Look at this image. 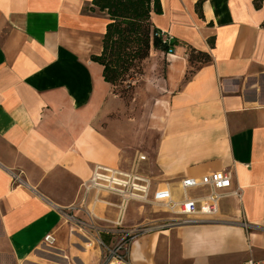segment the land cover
I'll return each mask as SVG.
<instances>
[{
  "label": "crops",
  "instance_id": "crops-1",
  "mask_svg": "<svg viewBox=\"0 0 264 264\" xmlns=\"http://www.w3.org/2000/svg\"><path fill=\"white\" fill-rule=\"evenodd\" d=\"M91 2L0 0V264H100L98 244L68 243L63 213L90 209L81 185L95 165L127 171L136 153L151 192L168 186L178 199L181 179L225 171L239 197L222 199L213 220L140 235L133 264L264 260V0H159L151 25L175 44L145 60L146 91L156 92L147 119L91 60L107 24ZM191 50L210 61L191 63ZM130 204L131 229L164 221ZM49 233L55 255L41 249Z\"/></svg>",
  "mask_w": 264,
  "mask_h": 264
},
{
  "label": "built area",
  "instance_id": "built-area-1",
  "mask_svg": "<svg viewBox=\"0 0 264 264\" xmlns=\"http://www.w3.org/2000/svg\"><path fill=\"white\" fill-rule=\"evenodd\" d=\"M157 36L161 44L168 48L165 53L168 55L172 54L174 48L173 38L164 31H158ZM145 161H147L145 155L136 153L131 167L127 171L95 165L90 179L81 185V200L83 202H85L88 194L93 193L94 203L99 201L103 203L105 209L113 208L116 210V219L114 221H105L119 228L121 238L110 246H106L101 241L99 242V247L102 251L100 264H133L128 257L129 247L133 243L130 240L152 231L146 225L128 230L122 229L127 208L132 202L141 206L156 207L165 213L174 215L176 218L163 221L164 227L170 228L192 224L199 220H213L222 199L229 194L239 197L237 191H230L232 178L231 174L225 171L210 173L199 179H181L179 181L181 194L178 199L175 198L168 186L151 192V178L142 175L140 172V164ZM11 181L13 185L20 182L19 174L11 173ZM190 191H200L201 194L191 196L188 194ZM105 197L115 198L116 202L105 201ZM68 216L66 212L63 213V217L67 220H69ZM93 217L100 219L97 216ZM243 226L245 229L248 228L245 223ZM42 243L46 248H53L56 243L54 234L45 235ZM244 264H264V260L250 259L245 261Z\"/></svg>",
  "mask_w": 264,
  "mask_h": 264
},
{
  "label": "trees",
  "instance_id": "trees-1",
  "mask_svg": "<svg viewBox=\"0 0 264 264\" xmlns=\"http://www.w3.org/2000/svg\"><path fill=\"white\" fill-rule=\"evenodd\" d=\"M261 1L255 0V5ZM91 4V11L96 10L107 17L102 51L91 57L93 62L102 66L105 82L115 87L131 69H139L152 49L167 52L168 48L157 36L159 30L150 22L152 13H161L159 0H92ZM189 61L207 63L210 58L191 50Z\"/></svg>",
  "mask_w": 264,
  "mask_h": 264
},
{
  "label": "rangeland",
  "instance_id": "rangeland-1",
  "mask_svg": "<svg viewBox=\"0 0 264 264\" xmlns=\"http://www.w3.org/2000/svg\"><path fill=\"white\" fill-rule=\"evenodd\" d=\"M144 70H145V62H143V64L139 66V69L136 70L131 69L124 77L120 78L119 81H117L116 86L114 87L119 97L124 100V104L129 108L132 107L136 109L135 114L140 119H147V117L149 116L151 103L154 101V98L156 96V92L146 91V86L148 85V82L146 81V78L142 77V75L144 74ZM142 91L146 92V94L143 95ZM104 200L109 202H116L115 198L113 199L110 197H105ZM89 203H90L89 201L86 204L76 203L71 207L70 210L65 211L69 215L68 216L69 220H67L64 217L62 225L66 230V239L68 240V243L80 244L81 242L82 243L90 242V243L98 244L99 246V242L101 241L106 246L115 244L121 238V235H119L120 234L119 228H116L114 225L103 219L94 218L90 214V212H94L97 214V216H101V214L98 213L99 211L98 207L102 205L99 204V202L95 201V203L92 204L93 207L91 205L89 209V205H88ZM131 206L132 204H130L129 211H131L132 208ZM146 208L148 210L147 217L150 219H161L163 221L166 219L176 218L174 215L165 213L156 207L149 206ZM112 217L113 216L111 212H107L105 214V218L110 219ZM125 217L126 218L130 217V213L127 212V216ZM136 222H140V220L138 219ZM134 224L135 222L133 223L123 222L122 229H127V230L131 229L130 226ZM145 225L151 228L152 231H156V232L167 230L169 228V227H164V224L161 221L156 223L149 222ZM155 236L156 234H154L153 238ZM137 238L135 239L132 238L130 240V242H133L132 243L133 255L131 256L133 262L136 261V250H134L135 246L139 245ZM41 249L44 254L50 252V255H55V254H51L53 253L52 249H47L44 245ZM70 262L71 264L79 263L78 261H70Z\"/></svg>",
  "mask_w": 264,
  "mask_h": 264
},
{
  "label": "bare ground",
  "instance_id": "bare-ground-1",
  "mask_svg": "<svg viewBox=\"0 0 264 264\" xmlns=\"http://www.w3.org/2000/svg\"><path fill=\"white\" fill-rule=\"evenodd\" d=\"M97 202H99V201H97ZM99 204L103 205V203H101V202H99ZM92 206H93V205H92ZM91 209H92V208H91ZM90 214L93 215V216H96V213H94V212H90Z\"/></svg>",
  "mask_w": 264,
  "mask_h": 264
}]
</instances>
